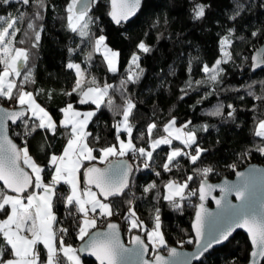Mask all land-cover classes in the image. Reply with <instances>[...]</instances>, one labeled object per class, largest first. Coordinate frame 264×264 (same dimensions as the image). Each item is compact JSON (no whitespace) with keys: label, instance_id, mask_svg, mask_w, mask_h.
<instances>
[{"label":"trees","instance_id":"trees-1","mask_svg":"<svg viewBox=\"0 0 264 264\" xmlns=\"http://www.w3.org/2000/svg\"><path fill=\"white\" fill-rule=\"evenodd\" d=\"M200 2L210 4L211 8L203 20L194 21L192 9ZM235 2L236 0H144L134 19L123 24H116L109 19L108 0H99L98 4L92 3L89 14L95 18V24L91 25L93 37L105 35L109 47L120 53L118 71L114 73L108 70L100 54L94 53L91 61L87 59V53L91 51L88 38L80 37L67 27L65 6L68 0H46V7L42 11L43 20L33 21L37 25L35 29L27 28L31 14L36 10L35 0L27 6L20 3L9 5L0 3V15L6 18L18 16L22 12L26 14L17 25L21 29L17 34V41L23 39L25 43H17V46L29 49L31 59L27 65H22L21 72L31 71L35 83L26 85L27 90L34 93L37 89L44 90L37 96V102L45 107L57 122L62 118L59 109L65 107L67 103H73L80 111L95 110L94 104H79V97L75 94L64 95L65 92L71 91L76 80L75 71L68 69L67 63H79L85 73L89 77H94L100 85L108 83L118 89L120 81L127 78L132 54L138 51L137 44L143 40L151 47L150 53H139L141 56L139 63L143 69L139 80L127 85L126 95L137 105L130 117V121L136 126L133 136L138 137L144 133V139H134V143L137 147L147 148L149 143L147 125L156 122L158 128L154 130L156 132L153 134L154 137L162 133L164 124L174 116L177 125L191 121L190 126L196 129L199 146L207 151L202 153L201 159L195 165L190 164L187 158L179 157V166L173 167L171 172L164 171L162 165L172 148L183 147L175 140L171 146L161 145L157 148L151 161H146L144 157H133L131 154L125 157H110L107 161L118 158L130 161L133 171L128 194L116 198L115 203L121 204L122 201L131 199L139 218L147 225L153 222L155 209L159 208L161 230L165 234L168 246L192 248L194 236L190 223L198 203V195L187 197L182 202L181 209H173L163 199L164 185L168 180L183 181L188 175L194 174V168L207 166L214 169L208 180L218 181L223 176H232L236 170L250 162L264 164V152L258 150L264 147V139L254 135L256 122L264 118V100L255 98L264 95L261 91L264 68L253 72L251 67V55L264 44V36L254 38L250 35L253 31L264 30V0H240L244 8L240 16L232 21L228 17L234 12ZM228 28L235 29L233 43L228 47L233 59L221 65L224 73L217 84L208 81L201 69L204 64L211 67L221 58L220 39L227 34ZM35 31L40 32L41 39L33 48ZM25 32L28 33L27 37L24 36ZM19 79L22 77L17 78L18 81ZM189 81L192 82L191 88L187 87ZM196 81L205 82L197 85ZM249 85H252L251 89ZM185 91L187 95L184 94ZM249 91L254 95L249 96ZM49 92L52 93L51 97L48 95ZM210 92L211 95L208 94ZM110 94L114 107L110 109L106 103L102 105L86 128L87 132L92 134L88 138L89 141L96 147L117 144V134L113 125L121 116L115 110V106L123 105L124 97L120 91L111 89ZM205 96L207 98L202 99ZM198 101L200 103H197ZM0 103L5 106L9 104L3 100H0ZM218 104L224 105V115H209ZM228 105L235 109L233 117L227 116V113L232 111ZM204 125L208 126L207 131L202 130ZM63 131L60 129L61 133ZM9 132L21 148L25 142L28 143L30 155H33L38 164L45 167L42 174L44 182H50L54 167L49 164V156L38 151L44 141V134L37 131L32 137H25L21 122L16 126H10ZM96 137L100 138L98 143ZM123 137L125 134L121 133V138ZM47 140L50 147L46 148V152L57 155L62 152L66 143L62 134L55 137L49 135ZM194 147L190 150L192 154H195ZM107 161L92 163L104 164ZM145 162L149 167H144ZM85 166L90 165L85 162ZM156 172L160 175L157 176ZM199 181L200 177L197 176L190 184V188L197 189ZM80 182L83 186L82 173ZM153 182L157 187L145 193L144 187ZM0 187L3 186L0 184ZM68 190L69 186L63 182L58 186V191L64 196ZM127 207V204H123L117 210L118 215L102 218V221L97 222L96 228L104 226L110 220H116L127 238L133 233L144 237V233L139 229L129 230V225L123 219ZM53 212L59 222L54 224V229L69 227V216L61 200H55ZM3 217L4 215L0 214V218ZM65 239L76 249L81 242L74 230ZM189 239L193 243H187ZM250 249L246 234L236 232L227 243L211 249L195 264H246ZM161 250L166 251L167 248ZM43 252L42 249L41 253ZM81 259L85 264H96L90 259ZM261 264H264V261Z\"/></svg>","mask_w":264,"mask_h":264},{"label":"snow or ice","instance_id":"snow-or-ice-1","mask_svg":"<svg viewBox=\"0 0 264 264\" xmlns=\"http://www.w3.org/2000/svg\"><path fill=\"white\" fill-rule=\"evenodd\" d=\"M13 0H0V3L8 5ZM22 5H30L33 0H18ZM92 3H99V0H68L65 6L67 27L73 33L80 37L88 38L91 45V51L87 53V59L92 60L93 54H100L106 62L110 72L118 71V58L120 53L113 50L106 43L105 35L93 37L91 25L95 24L89 12ZM140 5V0H110L111 10L108 15L116 23L120 24L132 16ZM46 7V0H35V11L31 14L30 22L27 24L28 29H35L37 25L33 21L43 20L42 11ZM234 12L228 17L229 20L235 21L240 16L244 8L240 0L234 3ZM211 5L204 2L196 3L192 9V19L201 21L206 17ZM25 13L18 16L6 18L0 15V100L13 103L16 107L8 109L0 107V214L5 218L0 219V264H80V257L77 255V249L72 244L67 243L65 237L71 235L72 231L76 232L77 238L84 241L86 237V246L80 251H88L95 255L100 264H118L121 252H135L139 264H169L164 256L160 255L159 250L167 248L171 256H176L177 249L168 247L164 232L161 230L160 209L156 208L152 217L153 226L151 228L140 219L131 199L116 204L115 199L126 196L129 189V175L133 171L132 165L127 162H119L115 168L102 169L96 167L94 161L97 159L108 160L109 157H125L131 154L133 157H144L146 161L153 159V154L161 145L171 146L173 141H179L182 148H172L167 154V159L162 167L164 171L171 172L173 167H178L179 157H185L190 164L195 165L201 159L202 153L207 149L201 148L198 144L196 129L190 128L191 121L177 126L176 117H172L163 126L165 135L152 139L154 130L158 128L155 121L147 125V135L149 138L148 147H137L134 139H144V133L134 137L133 131L136 127L130 117L133 110L137 107L136 103L126 95L127 85L136 83L143 73L140 66L141 56L139 53H150L151 47L143 40L137 44V52L131 57L129 72L127 78L120 81V86L115 89L113 85L104 83L102 86L93 77L91 80H85V70L79 63H67L68 69L75 70L76 80L71 91L65 92L64 95L79 97V104H94L95 110L81 112L77 110L73 103H67L65 107L59 109L62 118L57 122L53 115L40 103L37 102V96L42 93L43 89H37L34 93L26 88L28 84H34L35 79L31 71L21 72V65H27L31 59L30 50L17 46V43L24 44L23 39L17 41V34L21 29L17 27L18 23L25 18ZM234 28H228L227 34L220 39V52L222 56L217 59L211 67L204 64L203 73L206 74L207 80L219 83L221 74L224 73L222 64L233 59V54L228 51L232 45V36ZM254 38L264 36V30L253 31L250 34ZM27 37L28 33L25 32ZM41 39L39 31L34 32V42L32 47H36ZM70 51H74L70 49ZM253 69L264 65V58L252 57ZM191 71V69H189ZM22 79L17 80V78ZM205 81H196L197 85ZM88 85L87 87L85 85ZM264 92V81L261 82ZM188 88L192 87V82L187 84ZM250 89L252 85L248 86ZM110 89L120 91L124 97V103L115 106V110L121 116L115 125L117 144H106L102 147H96L89 141L91 133L86 128L93 117L96 116L97 110L102 105L112 109L114 107ZM182 91H184L182 89ZM187 95V92H184ZM211 95L212 93H208ZM51 97L52 93H48ZM253 96L252 91L248 92ZM183 98V97H181ZM207 97H202L206 99ZM257 100H264V95L255 96ZM197 103H200L198 101ZM232 111L227 113L228 117H233L235 109L232 105L227 106ZM224 105L218 104L214 110L209 112L212 116H223ZM10 120L13 124L20 121L24 127L25 137H32L37 131L44 134V141L39 146L38 151L49 156V164L54 167V174L51 181L44 182L42 174L45 167L41 166L29 153L28 143L25 142L22 148L12 142L7 136V125L5 121ZM63 129V133L60 132ZM203 131L208 130V126H202ZM121 133L126 134L125 139H121ZM63 135L66 143L62 152L47 153V137ZM254 135L264 139V118L258 119L254 129ZM99 137L95 140L98 143ZM195 154H192L193 149ZM264 152V147L258 148ZM98 153L99 155H95ZM27 166L31 172L25 171L20 166V161ZM88 162L90 166H85ZM111 163V162H110ZM144 167H149L145 162ZM212 167L194 168L193 173L187 176L183 181L170 179L164 185L166 194L163 199L167 201L173 209H181L182 202L187 197L197 196L200 203L197 206L195 219L192 228L195 232L196 243L201 245L205 235V228L208 223V217L211 215L204 206V201L211 196L216 205L221 208L232 209L224 217L223 226H218L216 234L212 236L207 243L201 245V251L193 257L199 259L213 244L224 243L229 240L232 233L237 229H246L249 237L252 251L250 252L249 264H258L257 257L264 259V204L261 210L256 212L251 206L236 208V206L222 204V199L212 196V191L219 188L221 193L235 191L237 199H245L246 186H236L227 188L225 185L211 184L208 182L209 174L213 173ZM84 177V184L81 186L80 176ZM157 176L159 172L155 173ZM243 176V173H238ZM200 177L197 189H191L190 184ZM63 182L70 186V193L64 196L58 191V186ZM156 184L150 183L144 188V192H150L155 189ZM96 189V191L93 190ZM31 189V190H30ZM35 189H39L37 192ZM11 193V194H9ZM55 200H61L69 216V227L53 228L54 223H59L53 212ZM127 204V211L123 219L128 223L129 230L139 229L147 238L148 243L142 239L141 235H134L132 242L137 246L135 250L125 248L119 239V226L116 223H108L107 231H94L99 219L118 215V209ZM187 243L193 241L189 239ZM39 245H43V254ZM149 245L155 253L154 258L145 259L149 253Z\"/></svg>","mask_w":264,"mask_h":264},{"label":"water","instance_id":"water-1","mask_svg":"<svg viewBox=\"0 0 264 264\" xmlns=\"http://www.w3.org/2000/svg\"><path fill=\"white\" fill-rule=\"evenodd\" d=\"M144 0H140V5L139 7L136 9L135 13L129 17L128 20L126 21H122L121 24L123 23H127L130 22L134 19V17L139 13L140 9H141V5L143 3ZM12 3H19L18 0H13ZM108 4H109V8L111 10V6H110V0H108ZM9 5V4H8ZM109 10V11H110ZM109 19H111V17L109 16ZM111 21H113L111 19ZM114 22V21H113ZM253 56H257V57H261L264 58V44H262L260 47H258L251 55ZM253 64V60L251 58V67ZM264 68V65H261L260 67H257L255 69H253L252 67V71L253 72H257V70H260ZM0 107H4V108H14V107H10V106H5L2 103H0ZM0 116H2V114H0ZM6 125H7V136L9 139L12 140L13 143H15L18 148H21V146L19 144H17L15 142V140L12 138L9 129L10 126H16L18 123H20V121H17V123L13 124L10 120L5 121ZM127 162L128 164H130V161H127L124 158H118L116 160L112 159L107 161V163L104 164H96V167L102 168V169H113L115 168V166L121 162ZM111 162V163H110ZM20 166L23 167L25 169V171L31 172L29 171V169L24 166L22 164V160L19 162ZM238 173H243V176L238 175ZM130 177H131V173L129 175V185H130ZM209 183L211 184H219V185H225L227 188H234L236 186H246L245 188V199L241 200V199H237L236 196V192L233 191H228L227 193H221L219 188H215L212 191V196H215L217 199H221L222 197L224 199H222V204H228L230 202L231 205L236 206V208H241V207H248L251 206L256 212H259L261 210V205L264 204V164H258L255 162H250V164H247L246 166L239 168V170H236L232 176H223L220 179H218V181H211L208 180ZM0 184L2 185V182H0ZM3 186V185H2ZM199 186V185H198ZM197 186V188H198ZM94 191H96L95 188H93ZM198 197V196H197ZM197 205L195 207V210L193 212V218L191 220V228H192V223L195 219V213L197 211V206L200 203L199 197H198V201H197ZM204 206L207 209V211L209 213H211V215L208 217V223L206 225L205 228V235L203 240L201 241V245L207 243L208 240H210L212 238L213 235L216 234V229L218 226H223V222H224V217L228 214V212H230L232 209H228V208H221L218 207L216 205L215 200H213L210 197H208L204 202ZM211 203V205L209 204ZM108 223H116L119 226V239L121 244L125 247V248H129V249H136V245L132 242V237L134 235H140L138 233H133L129 238H127L122 230V228H120V224L118 221L116 220H110L109 222H107L104 226H99L96 229L91 230L90 232H94V231H107V224ZM236 232H243L246 234V236L248 237V241L250 244V237L246 231V229H237L235 230L231 237L229 238V240L235 235ZM192 235L194 236V243L192 248H182V247H176V246H168V247H175L177 249V255L176 256H171L168 252V250H166V252H164L163 250H159L160 255L164 256L165 259H167L169 261V264H195L198 263L202 258L203 255L207 252H209L211 249L214 248H218L221 247L223 244L227 243L228 241L224 242V243H220V244H213V246L211 248H209L206 252H204V254L202 256L199 257V259H194L193 257H195L196 255H198L201 251V245H198L196 243V236H195V232L192 228ZM142 239L145 240L146 243L147 240L141 235ZM89 239V237H86L84 241H81L78 245L77 248V252L79 253V256L81 258L84 259H90L93 262H95L96 264H100L99 260L96 258L95 255L91 254L88 251H80V249L84 248L86 246L87 240ZM251 245V244H250ZM252 246L251 249L249 251V259L246 262V264H249V261L251 259L250 257V252L252 251ZM152 250H151V246L149 245V253L146 254L145 259H150V258H154V254H152ZM258 261V264H261L262 261H264V259H261L259 257L256 258ZM118 264H139L138 258L135 255V252H121L119 255V259H118Z\"/></svg>","mask_w":264,"mask_h":264},{"label":"rangeland","instance_id":"rangeland-1","mask_svg":"<svg viewBox=\"0 0 264 264\" xmlns=\"http://www.w3.org/2000/svg\"><path fill=\"white\" fill-rule=\"evenodd\" d=\"M0 23H2V22H0ZM113 50H115V49H113ZM116 51V50H115ZM118 66V65H117ZM21 68H22V65H21ZM81 68H82V66H81ZM83 69V68H82ZM75 71V70H74ZM85 80H91V78L92 77H89L86 73H85ZM102 86V85H101ZM184 124V123H183ZM182 124V125H183ZM177 126H180V125H177ZM190 128H192L191 126H190ZM87 131V130H86ZM155 134H156V132H154ZM125 134V133H124ZM126 135V134H125ZM163 135H165V133H163V131H162V133L161 134H158L157 136H154V137H152V139H156V138H159V137H161V136H163ZM126 137H123V138H121V139H125ZM110 158V157H109ZM96 161H98V160H96ZM95 161V162H96ZM102 161V160H101ZM104 161H107V160H103V162ZM98 162H100V161H98ZM103 162H101V163H103ZM26 166V165H25ZM27 167V166H26ZM30 170V169H29ZM31 171V170H30ZM54 174V173H53ZM69 186V185H68ZM145 188V187H144ZM70 193V186H69V191L66 193V195L67 194H69ZM164 193L166 194V189H164ZM9 194H11V193H9ZM164 194V195H165ZM121 217V216H120ZM3 218H5V217H3ZM3 218H0V219H3ZM122 218V217H121ZM99 221H102V219H99L98 220V222ZM128 224V223H127ZM153 226V222L151 223V224H148V227L149 228H151ZM144 237H145V239L147 240V238H146V235L144 234ZM148 242V241H147ZM161 250V249H160ZM153 253H151V255H152ZM77 255L79 256V253H77Z\"/></svg>","mask_w":264,"mask_h":264},{"label":"crops","instance_id":"crops-1","mask_svg":"<svg viewBox=\"0 0 264 264\" xmlns=\"http://www.w3.org/2000/svg\"><path fill=\"white\" fill-rule=\"evenodd\" d=\"M78 110V109H77ZM80 111V110H79ZM87 111H89V110H83V111H81V112H87ZM125 137H126V135H125ZM63 150V149H62ZM98 161H100V162H103V160L101 161L100 159H97ZM62 183V182H61ZM40 190H38L37 192H39ZM69 191V190H68ZM55 224V223H54ZM54 224H53V228H54ZM40 246L42 247V249H43V245H39V248H40ZM41 249V250H42ZM40 250V251H41ZM44 250V249H43ZM78 253V252H77ZM80 257V256H79ZM80 264H85L83 261H82V259H81V257H80Z\"/></svg>","mask_w":264,"mask_h":264},{"label":"built area","instance_id":"built-area-1","mask_svg":"<svg viewBox=\"0 0 264 264\" xmlns=\"http://www.w3.org/2000/svg\"><path fill=\"white\" fill-rule=\"evenodd\" d=\"M6 105H7V106H10V107H14L15 104H13V103H9V104H6ZM66 264H70V262H67V261H66Z\"/></svg>","mask_w":264,"mask_h":264},{"label":"flooded vegetation","instance_id":"flooded-vegetation-1","mask_svg":"<svg viewBox=\"0 0 264 264\" xmlns=\"http://www.w3.org/2000/svg\"><path fill=\"white\" fill-rule=\"evenodd\" d=\"M210 205H211V203H209ZM164 252H166V251H164Z\"/></svg>","mask_w":264,"mask_h":264}]
</instances>
